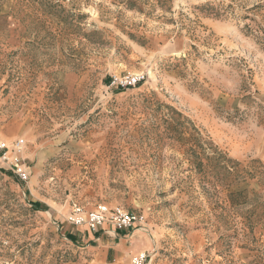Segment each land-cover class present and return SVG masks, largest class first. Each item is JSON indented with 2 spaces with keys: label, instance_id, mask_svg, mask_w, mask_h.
I'll use <instances>...</instances> for the list:
<instances>
[{
  "label": "rangeland",
  "instance_id": "1",
  "mask_svg": "<svg viewBox=\"0 0 264 264\" xmlns=\"http://www.w3.org/2000/svg\"><path fill=\"white\" fill-rule=\"evenodd\" d=\"M0 137V264H264V0H0Z\"/></svg>",
  "mask_w": 264,
  "mask_h": 264
},
{
  "label": "built area",
  "instance_id": "2",
  "mask_svg": "<svg viewBox=\"0 0 264 264\" xmlns=\"http://www.w3.org/2000/svg\"><path fill=\"white\" fill-rule=\"evenodd\" d=\"M140 76H125L124 78H114L112 84L120 87L137 85L140 83ZM25 140L19 138L12 144L0 137V158L9 160L11 156V167L15 174L22 179L29 176L28 168L23 163V149ZM143 214L130 211L120 205H111L106 203L98 204L96 207L84 211L80 204L75 203L73 210L68 217V223L76 227H87L93 233L103 231L109 235H117L118 230H130L136 224L144 221ZM149 255L145 252L137 254L133 258L132 264H147Z\"/></svg>",
  "mask_w": 264,
  "mask_h": 264
},
{
  "label": "crops",
  "instance_id": "3",
  "mask_svg": "<svg viewBox=\"0 0 264 264\" xmlns=\"http://www.w3.org/2000/svg\"><path fill=\"white\" fill-rule=\"evenodd\" d=\"M78 229H80V227H79ZM110 236H111V235H110ZM115 237H116V236H115ZM88 239H89V240H92V239H93V240H94V239H95V240H100V239H101V232L98 233V234L95 233V235H90V236L88 237Z\"/></svg>",
  "mask_w": 264,
  "mask_h": 264
},
{
  "label": "trees",
  "instance_id": "4",
  "mask_svg": "<svg viewBox=\"0 0 264 264\" xmlns=\"http://www.w3.org/2000/svg\"><path fill=\"white\" fill-rule=\"evenodd\" d=\"M96 234H98V233H96ZM71 240H75L76 239V236H74V235H72V234H69V236H68Z\"/></svg>",
  "mask_w": 264,
  "mask_h": 264
}]
</instances>
